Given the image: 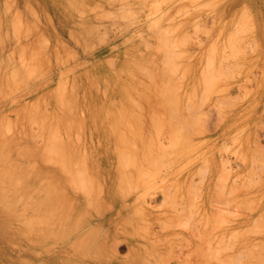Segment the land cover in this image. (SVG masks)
<instances>
[{
  "label": "rangeland",
  "instance_id": "rangeland-1",
  "mask_svg": "<svg viewBox=\"0 0 264 264\" xmlns=\"http://www.w3.org/2000/svg\"><path fill=\"white\" fill-rule=\"evenodd\" d=\"M263 113L264 0H0V264L43 263L44 257H40L41 251L35 247L36 227L29 221L33 219L30 218L33 202L37 196H47L52 183L57 186L63 184L61 187H65V192L56 186L63 190L62 195L65 196L68 190L72 197H79L74 198L80 203L75 199H72L74 203L70 201L73 205L77 203L75 209H81L79 206L88 197L90 201L92 196L97 197L95 195L110 199L107 203L112 205L105 211L106 218L111 217V220L98 229H101V234L113 236L114 239H105L107 241L122 240L117 256L121 257L120 260L128 255V241L145 244L146 239H155V242L161 239L159 243L153 242L156 258H165L170 254L183 264H264V253H261L262 259L258 257L262 262L257 257L258 260H249L247 255L246 260L235 258L239 251L237 246L242 241L239 242V231L245 226H255L253 222L254 225L251 222L247 225L246 220L247 217L251 220L257 208L253 204H260L261 198H264L260 195V191H264V185L261 187L264 182L259 181L260 175L264 177L263 166L262 169L259 167L261 173L256 170L258 177L252 170L258 169L255 168L256 163H252L255 160L248 162L255 158L261 161L259 166L264 165V159L259 158L264 151L259 150L255 155L252 153L255 150L251 152L254 133L261 132V128L264 130V122L261 121ZM248 142L252 143L249 145ZM253 147L255 149L256 145ZM258 152L262 153L259 155ZM122 153H127L124 154V161ZM243 153L246 156L252 153L250 156L255 157L249 156L250 159ZM62 156L67 163L62 162ZM241 156L245 157L247 164L244 158V163L240 164ZM242 165L247 168L244 170ZM95 166L98 167L95 169ZM249 166H252L251 169ZM75 167H79L76 172ZM66 169L73 171L67 172L66 176ZM247 169L255 174L252 178H260H255L258 184H254L259 194H251L254 189L251 192L250 187L253 186L249 187L251 193L246 192L245 185L253 183L252 179H246V174H249ZM243 170L247 173L239 175ZM80 172L83 177L77 175ZM73 173L78 178H75L79 182L78 193L77 183L71 176ZM234 177L239 180L238 184L249 183L240 186ZM220 178L222 181L219 183L224 181L221 187L215 185L219 184L215 179ZM231 178H234L236 185L233 184V189L237 192L231 191ZM189 180L193 182L188 186ZM203 184H209L205 187L206 192ZM198 185L202 186L201 190ZM87 186L91 189H88L89 194L84 193ZM165 187L167 191L162 189ZM71 188L77 194L71 192ZM174 190L178 194L173 193ZM144 191L145 194L142 193ZM161 191H171L172 195L165 193L166 197ZM69 196L63 198L68 200ZM170 196L174 200L183 196V200L177 198V203H169L173 199ZM242 196L247 198L248 205L251 202L247 201L255 196V200L252 199L255 203L251 205L252 209L255 208L253 211L251 208L249 211L248 208L242 209L244 200L238 210ZM164 197L169 198L166 200ZM233 197L235 199L232 200ZM220 198L227 201L226 205L230 201V205L227 207L224 202L220 203ZM188 199L192 204L190 208ZM92 202L88 203L94 205ZM98 202L95 204L98 206L97 213L100 208ZM84 204V208L91 209ZM68 205L64 207L68 209ZM177 205L182 206L180 210ZM183 205L188 207L184 206L189 209L184 212L189 215L182 212ZM217 206L225 208L223 213ZM137 207L143 212L136 213ZM94 209L90 210V214H97ZM216 209L224 219L221 216L216 218L217 214L213 216ZM69 210L68 224L78 218V222L82 223L81 218L87 217L81 212L82 217L70 213V218ZM175 210H179L178 214ZM241 210L252 211L251 216L248 212L240 213ZM239 213L244 217H240ZM173 218L175 220H171ZM177 218L181 219L180 222ZM26 220H29L28 223ZM65 221L68 222L67 219ZM165 221L171 229H165ZM98 222L95 224L98 225ZM180 223L182 225H178ZM188 223L191 224L188 226ZM67 228L64 235L70 230L67 231ZM84 228L86 225L79 228V232L71 229L75 234L78 232V237L86 231L82 230ZM260 228L251 230L254 238L258 235L254 230L260 231ZM250 230L246 228V231ZM246 233L244 236L249 235L248 238H242V235L241 239L253 242L252 232ZM57 235H51V239H58ZM93 240L64 239V251L53 262L84 264L93 256L94 247H90ZM71 241L73 246L69 245ZM149 244L143 247H151ZM54 245H51L53 249L59 247V244ZM223 245L226 250H223ZM218 246L222 247V252ZM143 251L141 255H145ZM233 252L236 253L232 256ZM147 255L145 264L151 259L148 260L150 255ZM107 256L104 258H113L111 254ZM141 258L133 264H140ZM146 258L143 257L144 260Z\"/></svg>",
  "mask_w": 264,
  "mask_h": 264
},
{
  "label": "bare ground",
  "instance_id": "bare-ground-1",
  "mask_svg": "<svg viewBox=\"0 0 264 264\" xmlns=\"http://www.w3.org/2000/svg\"><path fill=\"white\" fill-rule=\"evenodd\" d=\"M113 1H115V0H113ZM69 5H70V4H69ZM70 7H71V6H70ZM72 7L74 8V6H72ZM75 11H76V10H75ZM259 114H260V113H259ZM263 114H264V113H263ZM261 115H262V114H261ZM259 116H260V115H259ZM261 117H262V116H261ZM263 117H264V116H263ZM263 117H262V118H263ZM259 118H260V117H259ZM260 120H261V119H260ZM261 121L264 122V119L261 120ZM259 131H260V129H259ZM257 132H258V131H257ZM254 135H255V141H252L254 144L251 146L253 149L250 148L249 150L252 149L251 152L255 150V153L252 152V153L255 155V154L257 153V151H259V150H260V151H264V130H262V128H261V132H258V133H256V134L254 133ZM254 135H253V136H254ZM179 136H180V135H179ZM181 137H182V136H181ZM177 138H178V137H177ZM248 138H249V137H248ZM180 139H181V138H180ZM252 139H253V138L251 137V140H252ZM253 140H254V139H253ZM249 142H250V141H249ZM249 142H248V144H249ZM252 142H251V143H252ZM251 143H250V144H251ZM250 144H249V145H250ZM255 145H256L257 150H256V148L254 149V147H253V146H255ZM66 146H67V145H66ZM245 146H247V144H246ZM245 146H243V147L245 148ZM249 147H250V146H248V148H249ZM65 148H67V147H65ZM244 148H243V149H244ZM68 149H69V147H68ZM68 149H66L67 152H68ZM51 150H52V149H51ZM51 150H49V153H50ZM54 150L56 151V149H54ZM70 150H72V149H70ZM244 150H246V149H244ZM63 151H64V150H63ZM247 151H248V150H247ZM247 151H246V152H247ZM60 152H61V150H60ZM64 152H65V151H64ZM64 152H63V153H64ZM69 152H70V151H69ZM71 152H72V151H71ZM140 152H141V151H140ZM241 152H242V151H241ZM248 152H249V151H248ZM248 152H247V153H248ZM239 153H240V152H239ZM244 153H245V152H244ZM244 153H243V155H244L245 157H249L250 154H252V153H250V154H247V153H246V154L248 155V156H246ZM260 153H262V152H260ZM260 153L258 152L259 155H260ZM46 154H47V153H46ZM55 154L57 155V153H55ZM66 154H67V153H66ZM71 154H73V152H72ZM122 154H123V153H122ZM122 154H121V155H122ZM124 154H127V153H124ZM124 154H123V156H122V157H123V159H122L123 161H124V157H125ZM262 154H263V155H262ZM262 154H261L262 157H261V156L259 157V155H258V157L261 158V159H262V158L264 159V153H262ZM50 155H51V154H50ZM143 155H144V154H143ZM240 155H241V154H240ZM254 155H251L252 157H251V156H250V157H251V158H254V157H255ZM70 156H71V155H70ZM137 156H138V155H137ZM139 156H140V155H139ZM244 156H241L242 159H241V157L239 158V160L241 159V161H242V162L240 161V164H243V163H244V162H243V158H244V161H246ZM253 156H254V157H253ZM256 156H257V155H256ZM58 157H59V156H58ZM60 157H61V156H60ZM62 157H63V156H62ZM79 157H80V156H79ZM141 157H142V154H141ZM148 157H149V156H148ZM250 157H249V158H250ZM47 158H48V156H47ZM63 158H64V157H63ZM63 158H62V159H63ZM81 158H82V157H81ZM119 158H120V157H119ZM126 158H128V157L126 156ZM251 158H250V159H251ZM59 159H60V158H59ZM65 159H66V158H64L63 161H62V160H60V161H62V162H66ZM71 159L73 160L72 157H71ZM74 159L77 160V158H74ZM78 159H79V158H78ZM130 159H131V158H130ZM146 159H147V158H146ZM263 159H262V161H263ZM68 160H69V159H68ZM68 160H67V161H68ZM76 160H74V161L76 162ZM80 160H81V159H80ZM127 160L129 161V159H126L125 161H127ZM141 160H142V159H141ZM252 160H253V161L255 160L254 162H252L253 164L256 163V164H255V168H256V167L258 168V169H254V168H252V170H254V173L256 172V170H257V172L260 171L259 167H261V169H262V166H263V169H264V165L259 166V165H260V162H261L259 159H255V158H254V159H251V160L248 161V162H251ZM258 160H259V162L257 163ZM72 162H73V161H72ZM72 162H71V163H72ZM75 162H74V163H75ZM77 162H78V161H77ZM121 162H122V161H121ZM66 163H67V162H66ZM66 163H65V164H66ZM71 163H70V164L68 163V164L71 165ZM74 163H72V164H74ZM94 163H95V162H94ZM94 163H93V164H94ZM96 163H97V162H96ZM129 163H131V162L129 161ZM129 163H128V164H129ZM147 163H148V162H147ZM156 163H157V162H156ZM252 163H251V164H252ZM75 164H76V163H75ZM80 164H82V163H80ZM85 164H86V163H85ZM90 164L92 165V163H90ZM119 164H120V163H119ZM119 164H118V165H119ZM132 164H133V162H132ZM152 164H153V163H152ZM246 164H247V161H246ZM257 164H258V165H257ZM263 164H264V161H263ZM63 165H64V164H63ZM69 165H68V166H69ZM77 165H78V164H77ZM82 165H83V164H82ZM124 165H125V164H124ZM126 165H127V163H126ZM126 165H125V166H126ZM248 165H249V163H248ZM68 166H66V167H68ZM71 166L73 167V165H71ZM93 166H94V165H93ZM134 166H135V164H134ZM239 166H240V165H239ZM242 166H243V165H242ZM79 167H80V166H79ZM79 167H75L74 170H75V169H79ZM86 167H87V166H84V168H86ZM97 167H98V166H95V169H96ZM131 167H132V166H131ZM136 167H137V166H136ZM138 167H139V166H138ZM243 167H244V166H243ZM251 167H252V166H249V169H251ZM62 168H63V166H62ZM64 168H65V167H64ZM139 168H140V167H139ZM141 168H142V167H141ZM241 168H242V167H241ZM246 168H247V166H246ZM246 168L244 167V170H245ZM67 169H68V168H67ZM67 169H66V176H67V172H70V171H68ZM72 169H73V168H72ZM98 169H99V168H98ZM63 170H64V169H63ZM93 170H94V169H93ZM127 170H128V169H127ZM138 170H139V169H138ZM244 170H243L242 172H239V175L242 174V173L246 174V173L248 172V173L250 174V173L253 172V171H251V170H250L251 172H249L248 169H247V170H248L247 172L244 171ZM258 170H259V171H258ZM72 171H73V170H72ZM72 171H71V172H72ZM87 171H88V170H87ZM90 171H92V170L90 169ZM94 171H95V170H94ZM97 171H99V170H97ZM139 171H140V170H139ZM139 171H138V172H139ZM63 172H64V171H63ZM71 172H70V173H71ZM74 172H76V170H75ZM111 172H112V171H111ZM257 172H256V173H257ZM83 173H84V172H83ZM98 173H99V172H98ZM130 173L133 174V172H130ZM256 173H255V174H256ZM260 173H261V171H260ZM263 173H264V172H263ZM63 174H64V173H63ZM73 174H74V173H73ZM73 174H72L71 176H74V181L77 183V185H76V184H75V185H76V187H78V189L76 190L77 193H78V190H79L78 183H79V182L76 181V179L78 180V178H76L77 176L75 177V174H74V175H73ZM79 174H80V175H79ZM132 174H131V175H132ZM249 174H246L249 178H248L246 175H243V176H244V178L247 177L246 179H248V180H249V179H252V180H250L251 182H253L252 185H251V183H249V182H247V183H249L250 185H248L247 183H244V182L242 183L243 185H242V184H238L237 181H239V180H236V178H235L236 176L234 177L235 180H236L235 182H237L238 185H240V186H244V184H247V185H245V186L248 187V188H247V187L245 188L246 190H248V191H246L247 193H248V192L251 193V192L253 191V189H254V187H255V186H254L255 182H256V184H258V183H257V180L255 181V178H258V177H259L258 173H257V176H258V177H255V178H252V177L255 176V174L252 173L253 176L250 174V175H251V178H250V175H249ZM68 175H69V174H68ZM77 175L83 177V174H81V172H80V173H77ZM122 175H124V174H122ZM131 175H130V176H131ZM133 175H134V174H133ZM263 175H264V174H262V176H263ZM91 176H92V175H91ZM243 176H242V178H243ZM95 177H98V176H95ZM122 177H124V176H122ZM125 177H126V175H125ZM134 177H135V175H134ZM134 177H133V178H134ZM219 177H223V176H219ZM237 177H239V176H237ZM66 178H67V177H66ZM68 178H70V177H68ZM68 178H67V179H68ZM75 178H76V179H75ZM91 178H92V177H91ZM98 178H99V177H98ZM138 178H139V176H138ZM138 178H136V179L138 180ZM216 178H218V177H216ZM227 178L229 179V177H227ZM234 178H231V179H233V181L231 180V182H229V183H230L229 185H230V186H233V187H230V188H231V191L235 190V191L237 192L236 189H233V188L235 187V186L233 185V184H235V182H234ZM242 178L240 177V180H241ZM260 178H261V179H260ZM260 178H258V180L260 179L259 181H260L261 183H263L264 181H262V179L264 180V177L262 178L261 175H260ZM50 179H51V178H50ZM80 179H81V177H80ZM80 179H79V180H80ZM103 179H104V176H103ZM108 179H109V178H108ZM124 179H125V178H124ZM134 179H135V178H134ZM134 179H133V180H134ZM218 179H219V178H218ZM218 179H215V180H217V182H218V181H219V182L222 181L221 178H220V180H218ZM47 180H48V179H47ZM57 180H58V179H57ZM65 180H66V179H65ZM69 180H70V179H69ZM97 180H99V179H97ZM186 180H187V179H186ZM186 180H185V181H186ZM190 180H191V179H190ZM190 180H189V182H188V186H189V184L191 185V182L195 181V179H194V180L192 179L193 181H190ZM204 180H205V179H204ZM204 180H203V182H204ZM223 180H225V177L223 178ZM226 180H227V179H226ZM243 180H244V179H243ZM248 180H247V181H248ZM253 180H254V181H253ZM66 181H67V180H66ZM71 181H72V179H71ZM94 181H95V180H94ZM127 181H128V180H127ZM135 181H136V180H135ZM140 181H141V180H140ZM148 181H150V179H148ZM196 181H197V180H196ZM199 181H200V180H198V182H199ZM208 181H209V178H208ZM211 181H212V180H211ZM211 181H210V182H211ZM227 181H228V180H227ZM229 181H230V179H229ZM244 181L246 182V180H244ZM58 182H60V181H58ZM96 182H98V181H96ZM132 182H133V181H132ZM136 182H138V181H136ZM142 182H143V181H142ZM166 182H167V181H166ZM203 182L201 181L200 183L202 184ZM212 182H213V181H212ZM215 182H216V181H215ZM215 182H214V183H215ZM219 182H218V183H219ZM223 182H224V181H223ZM223 182H221V183H219V184L215 183V185L221 187V185L223 184ZM232 182H233V183H232ZM34 183H35V182H34ZM48 183H49V182H48ZM90 183H91V186H92L93 180H92ZM94 183H95V182H94ZM127 183L129 184V182H127ZM144 183H145V182H144ZM175 183H176V182H175ZM184 183H185V182H183V186H184ZM196 183H197V182H196ZM196 183H195V184H196ZM205 183H207V181H206ZM231 183H232V185H231ZM59 184H60V183H59ZM67 184H68V183H67ZM67 184L65 185L66 187H67ZM69 184H72V183H70V181H69ZM140 184H141V183H140ZM142 184H143V183H142ZM164 184H165V183H164ZM212 184H213V183H212ZM212 184H211V185H212ZM220 184H221V185H220ZM256 184H255V185H256ZM34 185H35V184H34ZM53 185H54V188H53ZM62 185H63V184H62ZM62 185H60V186L58 185V186L61 187ZM94 185H97V183H95ZM94 185H93V187H94ZM100 185H101V184H100ZM148 185H149V184H148ZM152 185H154V184H152ZM160 185H161V184H160ZM162 185H163V184H162ZM203 185H204V191H205V187H207V185H209V184H207V185L203 184ZM215 185L213 184V186H215ZM225 185H226V184L224 183L223 187H224ZM235 185H236V184H235ZM262 185H264V183L261 184V187H262ZM35 186H36V185H35ZM49 186H50V184H49ZM56 186H57V185H55V184L52 183L51 188H49L50 192L47 191V192H48V193H47L48 195L46 194L47 196H44L45 198H44V197H41V198H43L42 200H40L41 198H38V196H37L36 199L34 198V199H35V202H33L34 204H33V206H32V212H31L32 214L30 215V216H32V217H30V218H31V219L33 218L32 220H34V221L30 220V218H29L30 221H29V220H26L27 223H28V221H29L30 223L33 222V224H34L35 227H36V229H35V230H36V232H35V233H36V236L34 237V238H35V239H34V240H35V247H36L37 250H39V252H40V251L42 252V253H41V252L39 253V254L41 255V256L39 255L40 257H42V256L44 257V260H43V263H42V264H55V262H53V260H55L54 258L58 257V255L60 256V254L64 251V250H63V245L65 244L64 239H71V238H74V239H75V238H76V239H86V238H88V239H94V240L91 242V245H90V247H94V248H93V251H94V252H93V256L90 257V259H87L86 261H84V264H133V263H135V262L140 261V256L142 257V258H141L142 261L139 262V263H140V264H145L144 262H147V258L145 257V255H147V253H149V252H150V253H149L150 256H149V255H147V256H149L148 260L151 258V259H150L151 261L149 260L147 264H175V261H177V264H183V263H182L183 261L175 260V259L173 258V255H170V254H168V256L165 257V258L162 257V256H160V257H158V258H156L157 256L155 257V255H154L155 243H156V242L159 243V240H161V239H156V242L154 241L155 239H146V241H145V239H143L146 243H148V244L150 243L149 245H151V247L148 245V246H149V248L147 247L148 249H147V248H144V247H146V245H145L146 243H145V244H143V243L139 244V242H136V243H138V244H136V243H131V242L128 241V255L125 256V258L123 257V258H124L123 260H120L121 257L118 258L117 256H118V253H119V252H118V250H119V248H120L119 246L121 245L122 240H118V239H116L117 241H116V240L107 241V240H105V239H114L113 236H112L111 234H107V233H102V234H101V233H100L101 229H98V228H100V227H103V226L107 225V223L110 222V220H111V219H110L111 217H110L109 219L106 218V212H107V211H105L106 208H109L108 206L112 205V203H111V204L107 203L110 199L107 200L105 197H103V195H99L100 198H99V202H98V199H97V198H98L99 196H98V195H95V196H97V197L94 198V196H92V197H91V200L93 201V199H95V201H96V199H97V201H96V202H95V201L92 202V201H90V199H89V197H88L89 195H88V196H85V195H86V194H85L84 196H85V197H88V200L84 197V198H85V201H84V202H85L86 206H88V208L94 209V207H95L94 212H96V210L98 209V208H97L98 206L96 207L95 204H97V202L99 203V206H100L99 211H98V213L96 212L97 214L94 215V214H90V210H91V209L88 210L87 208H84V207H83V203H84L83 201H82L83 203L81 204L82 206H79L80 208H81V207H82V208H81V209H77V208L75 209V205H77V203H80V202H78V199H75V198H79V197H76V196H74L75 198L72 197V196L68 193V190L66 191L65 196H64V195H62V194H63V190H62V189H64L65 187L63 186L64 188L61 187L62 189H61V188H60V189H57L58 186H57V187H56ZM68 186H69V185H68ZM83 186H86V185H83ZM88 186L90 187V184H88ZM88 186H87V189L85 188L84 193H85V192L87 193V192H89V191L91 190V189H89ZM124 186H126V185H124ZM130 186H131V185H130ZM135 186H136V185H135ZM150 186H151V185H150ZM167 186H168V185H167ZM167 186H166V187H167ZM172 186H173V185H170L169 187H172ZM198 186H199V185H198ZM200 186H201V185H200ZM200 186H199V188H200ZM250 186H253V187H250ZM256 186H257V185H256ZM70 187H72V186H70ZM73 187H75V186H73ZM95 187H96V186H95ZM98 187H99V184H98ZM140 187H141V186H140ZM148 187H149V186H148ZM154 187H155V186H154ZM159 187H160V186H159ZM166 187H165V188H162V189H166ZM176 187H178V184H177ZM176 187H175L174 189H176ZM225 187H227V186H225ZM225 187H224V188H225ZM236 187H237V186H236ZM238 187H239V186H238ZM249 187L252 188V190H251ZM34 188H35V187H34ZM34 188H32V189L34 190ZM44 188H45V187H44ZM44 188H43V189H44ZM47 188H48V186H47ZM52 188H53V189H52ZM80 188H81V187H80ZM82 188H83V187H82ZM90 188H91V187H90ZM96 188H97V187H96ZM100 188H101V187H100ZM128 188H130V187L128 186ZM145 188H146V187H145ZM157 188H158V187H157ZM181 188H182V187H181ZM199 188H198V190H199ZM201 188H202V186H201ZM201 188H200V190H201ZM212 188H213V187H212ZM212 188H211V190H212ZM255 188H256V187H255ZM263 188H264V186H263ZM56 189H57V190H60L62 193H61V194H59L60 192L57 193V190H56ZM73 189H74V188H73ZM88 189H89V191H88ZM94 189H95V188H94ZM101 189H103V188H101ZM101 189H96V190L100 191ZM124 189H125V187H124ZM135 189L137 190V188H135ZM218 189H219V188L217 187V190H218ZM225 189H226V188H225ZM242 189H243V188H242ZM256 189H257V188H256ZM261 189H262V188H261ZM261 189H259L258 191H260ZM35 190H36V189H35ZM69 190H70V189H69ZM71 190H72V188H71ZM71 190H70V191H71ZM74 190H75V189H74ZM86 190H87V191H86ZM125 190H127V188H126ZM129 190H130V189H129ZM136 190H135V192H137L138 190H140V188H139L137 191H136ZM145 190H146V189H145ZM169 190H170V189H169ZM171 190H172V189H171ZM176 190H177V192H180V191H178V189H176ZM181 190H182V189H181ZM200 190H199V191H200ZM213 190H214V189H213ZM217 190H216V191H217ZM249 190H251V192H250ZM20 191H21V190H20ZM94 191H95V190H94ZM98 191H97V192H98ZM123 191H124V190H123ZM131 191H132V190H131ZM148 191H149V190H148ZM154 191H155V190H154ZM163 191H165V190H163ZM166 191H167V189H166ZM202 191H203V189H202ZM208 191H209V193H210V190H208ZM220 191L222 192V189H220ZM220 191H219V192H220ZM228 191H229V192H228ZM235 191L232 192V193H234L235 195L238 196L239 193L236 194ZM33 192H35V191H33ZM64 192H65V189H64ZM71 192H73V190H72ZM81 192H83V191L81 190ZM92 192H93V189H92ZM92 192H91V193H92ZM101 192H102V191H101ZM149 192H150V191H149ZM149 192H147V194H148ZM161 192H162V191H161ZM170 192H171V191H170ZM170 192H169V193L167 192V193H168L169 195H172V193L170 194ZM177 192L174 190L173 193H177ZM205 192H206V191H205ZM213 192H214V191H213ZM221 192H220V193H221ZM226 192L231 193L230 190H227ZM238 192H239V190H238ZM243 192H244V190H243ZM253 192H254V193H253ZM253 192H252L251 194H255V193L257 192V190L255 191V189H254ZM260 192L263 193V194L260 193V195H262V197H263V195H264V191L262 192V190H261ZM43 193H44V190H43ZM73 193H74V194H77V193H75V192H73ZM79 193H80V192H79ZM95 193H96V192H95ZM125 193H126V192H125ZM142 193L145 194V191L142 192ZM158 193H159V192H158ZM162 193L165 194L166 192H162ZM167 193H166V194H167ZM198 193H199V192L196 191V194H198ZM200 193H201V192H200ZM200 193H199V194H200ZM202 193H203V192H202ZM209 193H208V194H209ZM214 193H215V192H214ZM232 193H231V194H232ZM247 193H245V197H247V196H246ZM40 194H41V192H40ZM66 194H69L70 196H69V195H67V196H69V197H71V198L68 197V200H67V198H66V200H65L64 198L67 197ZM87 194H89V193H87ZM108 194H109V193H108ZM108 194H107V195H108ZM127 194H129V193H127ZM164 194H162V195L164 196ZM166 194H165V196L167 197ZM177 194H178V193H177ZM211 194H212V192H211ZM221 194H224V192L221 193ZM257 194H259V193L257 192ZM37 195H38V193H37ZM42 195H43V194H42ZM81 195H82V193H81ZM81 195H80V196H81ZM91 195H93V194H91ZM91 195H90V196H91ZM137 195H138V194H137ZM140 195H141V193H140ZM150 195H151V193H150ZM154 195H157V194H154ZM175 195H176V194H175ZM175 195H173V196H175ZM200 195H201V194H200ZM215 195H216V193H215ZM229 195H230V194H229ZM235 195H233V196H235ZM239 195H240V194H239ZM249 195H250V194H248V196H249ZM260 195L258 196V198L261 197ZM126 196H127V195H126ZM135 196H136V195H135ZM146 196H147V195H146ZM173 196H172V197L170 196V198H173V199L169 200V203H170V201H172V202H173V201L176 202L175 200H176L177 198H179V197H177V198H175V200H174V197H173ZM202 196H203V195H202ZM206 196H207V195H206ZM218 196H219V193H218ZM218 196H217L216 198H218ZM221 196H223V195H221ZM231 196H232V195H231ZM231 196H230V199H231ZM34 197H36V196H34ZM61 197H62V198H61ZM63 197H64V198H63ZM124 197H125V194H124ZM137 197H138V196H137ZM141 197H142V195H141ZM141 197L139 196V198H141ZM144 197H145V196L143 195V198H144ZM166 197H164V198L167 200L169 197H168V198H166ZM182 197H183V196H182ZM182 197H181V198H182ZM245 197H244V198H245ZM251 197H253V196H251ZM251 197H250V198H251ZM31 198H33V197L31 196ZM109 198H110V197H109ZM164 198H162L163 201H166V200H164ZM181 198H179V199L181 200ZM212 198H213V197H212ZM226 198H227V196H226ZM242 198H243V196H242ZM244 198L241 199L242 203H240L241 201H239V205H237V207H240V208H238V210L241 209V206H242V204H243V200H244V204L246 203V199H247V198H245V199H244ZM253 198H255V196H254ZM253 198H251L250 201H247L248 203L251 202V203L249 204L250 206H249L247 203H246L245 205H248V206H245V205L243 204V206H242V209H243V210H245L246 208H248V211L250 210V208L252 209L251 205H252L253 203H255V202L252 201ZM256 198H257V197H256ZM34 199H33V201H34ZM72 199H75V200H76L77 203H75V205L72 204V203H74V201H73ZM122 199H124V198L122 197ZM125 199H126V198H125ZM125 199H124V200H125ZM134 199H135V197H134ZM152 199H153V198H152ZM210 199H211V197H210ZM227 199L229 200V197H228ZM233 199H235V198L233 197L232 200H233ZM238 199H239V198H238ZM261 199H262V201H261V203L259 202L260 204H257L258 206L255 205V204H253V205L256 206L257 208H256V210H254V211H253V209H255V208L252 209V211H253V215H252V216L250 215V212H252V211H250V212L247 211V212L249 213L248 216L250 215V216L252 217V218L250 217L251 220H249L248 217L246 216V217H247V220H246V219H245V220L247 221L248 224H247V223H244L245 221H244V222L242 221L244 224H247V225H249L250 222H251V223L253 222V223L255 224V226H252V225L249 226V227H248V226H245V228H241L242 230L239 228V229L241 230V231H239L240 236L243 235L242 238L246 237V236H247L246 234H249V233H251V232H252V234H253V231H251V230L256 229V227H259V228H260V227H262V226L264 225V198H261ZM62 200H63V201H62ZM71 200H72V201H71ZM82 200H84V199H82ZM86 200H87L89 203H91V202H92V204L94 203V205L89 204ZM124 200H122V201H124ZM145 200H146V199H145ZM182 200H183V198H182ZM218 200H219V199H217V202H218ZM221 200H222V199L220 198V203H221V202H224V204L226 205V202H227V201H224V200L221 201ZM236 200H237V198H236ZM236 200H234V201H236ZM239 200H240V199H239ZM248 200H249V199H248ZM253 200H255V199H253ZM258 200L260 201V199H258ZM31 201H32V200H31ZM61 201H62V202H61ZM66 201H68V203L71 205V207H72V205H73V207H72V211H73V212L70 211L71 209L69 210V208H71V207H70V205H68V203H67ZM70 201H71L72 203H70ZM132 201H134V200H132ZM132 201H131V202H132ZM135 201H136V200H135ZM137 201H138V200H137ZM65 202H66L67 204H66ZM166 202L168 203V201H166ZM178 202H179V201H178ZM187 202H189V199H188ZM87 203H88V204H87ZM164 203H165V202H164ZM176 203H177V202H176ZM180 203H181V202H180ZM189 203H190V202H189ZM218 203H219V202H218ZM220 203H219V204H220ZM228 203H230V201H229ZM228 203H227V205L229 206L230 204H228ZM30 204H31V202H30ZM63 204H64V205H63ZM85 204H84V205H85ZM123 204H124V203H123ZM123 204H121V205H123ZM127 204H128V202H127ZM127 204H126V206H129V205H130V203H129V205H127ZM132 204H133V203H132ZM165 204H166V203H165ZM172 204H173V203H172ZM183 204H185L184 201H183ZM224 204H222L223 207H225ZM67 205L69 206L68 209L66 208ZM89 205H91V206H89ZM135 205H136V204H135ZM140 205H141V204H139L138 206L140 207ZM167 205H168V204H167ZM180 205H182V203H181ZM180 205H177V206H180ZM190 205H192V204L190 203V204L188 205V207H189ZM202 205H203V204H202ZM217 205H218V204H217ZM227 205H226V206H227ZM253 205H252V206H253ZM64 206H66V207H64ZM124 206H125V205H124ZM172 206H173V205H172ZM174 206H175V205H174ZM184 206H185V205H183V207H184ZM220 206H221V205H220ZM228 206H227V207H228ZM244 206H245V208H243ZM79 207H78V208H79ZM121 207H122V206H121ZM142 207H143V206H142ZM165 207H166V206H165ZM181 207H182V206H180L179 210L181 209ZM185 207H186V206H185ZM185 207H184V209H182V210H183L182 212H184V210H189V209H185ZM188 207H186V208H188ZM196 207H197V206H196ZM211 207H212V206H211ZM217 207H218V206H217ZM227 207H226V209H227ZM237 207H236V205H235V208H237ZM73 208H74V210H73ZM83 208H84V209H83ZM124 208H125V207H124ZM126 208H127V207H126ZM189 208H190V207H189ZM193 208H194V207H193ZM193 208H192V209H193ZM231 208H233V207H231ZM235 208H233V209H235ZM58 209H59V212H58ZM65 209L69 210V214H70V213H74V215L77 214L76 216L80 215V217H82V216H86L85 214H87V217H83V218H81V219L83 220L82 223H81V222H78V221H80L79 218H78L79 216L77 217L78 219H76L77 221L74 219V220H75L74 223L77 222V223L75 224L76 227H77V228H76L75 225H74V223H73V221H70L71 223L68 224V223H69V219H68L69 217H68V215H67V214H68V213H67L68 211L65 210ZM82 209H83V210H82ZM110 209H112V207H111ZM110 209H107V210L109 211ZM122 209H123V208H122ZM136 209H137L136 213H137V212H141V211L138 209V207H137ZM143 209H144V208H143ZM143 209H142V210H143ZM164 209H165V208H164ZM175 209H176V208H175ZM194 209H197V210H198V208H194ZM214 209H215V207H214ZM221 209H222V207H218V210H219V211H220ZM223 209H225V208H223ZM223 209H222V213H223ZM76 210H79L80 213H79L78 211H76ZM85 210H86V211H85ZM87 210H88V211H87ZM133 210H134V209H133ZM138 210H139V211H138ZM166 210H167V207H166ZM179 210H178V211H179ZM218 210L216 209V213H215L213 216L216 217L215 215L217 214L218 217H216V218L220 219L219 216H221L222 213H221V214H219L220 212L217 213ZM231 210H232V209H231ZM231 210H230V211H231ZM243 210H241V211H243ZM246 210H247V209H246ZM104 211H105V212H104ZM134 211H135V210H134ZM134 211H133V212H134ZM172 211H173V210H172ZM175 211H176V210H175ZM178 211H176V213H177ZM191 211H192V210H191ZM212 211L215 212V210H213V209H212ZM212 211H211V212H212ZM241 211H240V213H244V212H245V211H243V212H241ZM57 212H58V213L61 212V213L58 214ZM65 212H66V213H65ZM75 212H77V213H75ZM81 212H82V214H83L82 216H81ZM83 212H84V213H83ZM142 212H143V211H142ZM142 212H141V213H142ZM165 212H166V211H165ZM170 212H171V210H170ZM187 212H188V211H187ZM193 212L195 213L196 210L193 211ZM193 212H191V215H192V216L194 215V214H192ZM198 212H199V211H198ZM214 212H213V213H214ZM247 212H245V214H247ZM88 213H89V214H88ZM102 213H103V214H102ZM172 213H173V212H172ZM205 213H206V212H205ZM224 213H225V210H224ZM240 213H239V215H240V217H242L243 215L241 216ZM173 214H174V213H173ZM177 214H178V213H177ZM177 214H174V215H177ZM181 214L183 215V213H181ZM181 214H180V216H181ZM184 214H185V215H186V214L189 215L190 213H186V212H184ZM210 214H211V213H210ZM99 215H102V216L100 217ZM167 215H168V217H169V215H171V214L169 213V214H167ZM65 216H66V218H65ZM69 216H70V218H71L72 214H70ZM76 216H73V218L76 217ZM194 216H195V215H194ZM144 217H145V216H144ZM168 217H166V219H167ZM170 217H172V216H170ZM177 217H178V215H177ZM182 217H183V216H182ZM182 217H181V219H182ZM185 217H186V216H185ZM204 217H205V216H204ZM206 217H207V214H206ZM240 217H239V218H240ZM243 217H244V216H243ZM246 217H245V218H246ZM187 218H188V216H187ZM193 218H194V217H193ZM221 218L224 219L225 217L223 218V216H221ZM65 219H67V221H68L67 223H66ZM84 219H85V220H84ZM177 219H178V218H177ZM177 219H176V221H177ZM181 219L179 218L177 222H180L179 220H181ZM188 219H189V218H188ZM241 219H242V218H241ZM98 220L100 221V223L98 222L99 224L96 225L95 223H96V221H98ZM161 220H162V219H161ZM161 220H159V221H161ZM167 220H169V218H168ZM171 220H175V219L173 218V219H171ZM184 220H185V219H184ZM189 220H191V218H190ZM221 221H222V220H221ZM239 221H240V220H239ZM64 222H65V227H64ZM84 222H85V224H84ZM162 222H164V220H162ZM165 222H166V221H165ZM168 222H169V221H168ZM170 222H172V221H170ZM177 222L175 223L176 225H177ZM186 222H187V219H186V221H184V223H186ZM242 222H241V223H242ZM30 223H29V224H30ZM172 223L174 224V222H172ZM182 223H183V222H182ZM182 223H180V224H178V225H182ZM184 223H183V224H184ZM239 223H240V222H239ZM241 223H240V224H241ZM253 223H252V224H253ZM24 224H25V222H24ZM66 224H67L69 227H70V225H71V227L69 228V227L67 226V227H68V228H67V227H66ZM77 224H79V225H78L79 227L77 226ZM82 224L86 225V228H87V227H89V228H88V229H86V228L82 229L83 231H84V230H86V231H84L83 233H81V235H79V236L77 235L78 237H76V234L79 232L78 229L84 227V225L82 226ZM150 224H151V223H150ZM162 224H163V223H162ZM189 224H191V223H188V226H189ZM254 224H253V225H254ZM259 224H260V225H259ZM34 225H33V227H34ZM61 225H62L63 227H62ZM80 225H81V226H80ZM165 225H166V226H165L166 228H165V227H163V228H165V229L168 230V228H170V227H167V226H169L168 223L166 222ZM184 225H185V224H184ZM198 225H199V224H198ZM242 225H243V224H242ZM242 225H240V227H241ZM258 225H259V226H258ZM30 226H32V225H30ZM57 226H58V228H57ZM73 226H74V227H73ZM162 226H164V225H162ZM170 226L172 227L173 225L171 224ZM174 226H175V225H174ZM237 226H238V225H237ZM186 227H187V226H186ZM242 227H244V226H242ZM250 227H252L251 230H250ZM61 228H62V229H61ZM64 228H65V230H63ZM66 228H67V231H68V229H70V230H69L68 232H66V234L64 235V232L66 231ZM71 228H73L74 230H77L78 232L76 231L77 233L75 234L74 230L72 231ZM75 228H76V229H75ZM163 228H162V230H163ZM217 228H218V227H217ZM221 228H222V227H221ZM246 228H247L248 230H250V232L246 231ZM263 228H264V226H263ZM263 228H262V229H263ZM28 229H31V228H28ZM33 229H34V228H33ZM55 229H56V233H55ZM58 229H59V230H58ZM159 229H160V227H159ZM170 229H171V228H170ZM260 229H261V228H260ZM262 229H261L260 231H256L257 229L254 230L255 235H256V232H258V233H257L258 235H256V236H257L256 238L253 237L254 234L252 235V237L250 236L251 239L254 238V239H252V240H254L253 242L249 239L250 243H247V240H248V239H246V238H248L249 235H248L245 239H241V237L239 236V242H240L241 240H242L243 242H242V241H241L240 243L238 242V243H239V246H237V247H239V251H238V253L235 252L236 254H238V255H235L236 257L234 256L235 258H237V259L239 258L240 261H241L242 258L245 259V260H246V258H248L249 260H250V259H256V260H258L259 258L262 259L261 256H263V254H261V253H264V248H263L264 246H262L264 242H263V241L259 242L261 239L264 240V230H262ZM62 230H63V231H62ZM82 230H81V231H82ZM99 230H100V231H99ZM30 231H32V230H30ZM81 231H80V232H81ZM98 231H99V232H98ZM145 231H146V232H150V231H148V230H146V229H145ZM244 231H246L247 233L244 232ZM58 232H59V233L61 232V233L59 234ZM62 232H63V235H62ZM153 232H154V231H153ZM240 232H241V233H240ZM243 232L246 233V234H245L246 236H244V233H243ZM28 233H29V232H28ZM242 233H243V234H242ZM56 234L60 235V236L57 235L56 238H58V239H51L52 236L54 235V237H55ZM139 234H140V233H139ZM145 234L148 235V233H145ZM51 235H52V236H51ZM61 235L63 236V238H62ZM137 235H138V234H137ZM137 235H136V236H137ZM140 235H142V234H140ZM140 235H139V236H140ZM153 235H155V234H153ZM33 236H34V235H33ZM50 236H51V237H50ZM64 236H65V237H64ZM67 236H68V238H67ZM133 236H134V235H133ZM148 236H149V235H148ZM150 236H152V234H151ZM49 237H50V238H49ZM59 237H60V238H59ZM70 237H71V238H70ZM154 237H155V236H154ZM143 238H144V237H143ZM145 238H146V237H145ZM147 238H148V237H147ZM256 239H257V240L260 239V240H258V242L256 243V241H257ZM141 240H142V239H141ZM171 240H172V239H171ZM214 240H215V239H214ZM219 240L222 241V242L225 241V240H223V239H219ZM219 240H218L217 245L220 244V243H219V242H220ZM244 240H246V241H244ZM30 241H31V240H30ZM147 241H148V242H147ZM216 241H217V240H216ZM226 241H227V240H226ZM249 241H248V242H249ZM32 242H33V241H32ZM50 242H52L53 245L56 244V246L59 244V245H58L59 247L56 248V249H53V247H51L52 244H51ZM53 242H54V243H53ZM134 242H135V241H134ZM153 242H155V243H153ZM208 242H209V241H207V243H208ZM222 242H221V243H222ZM245 242H246V243H245ZM251 242H252V243H251ZM225 243H227V242H224V243H222V244H225ZM236 243H237V242H236ZM238 243H237V244H238ZM208 244L211 245V242H209ZM214 244H215V243H214ZM234 244H235V243H234ZM237 244H236V245H237ZM259 244H260V245H259ZM261 244H262V245H261ZM32 245H33V244H32ZM69 245H70V246H73V241H71V243H70ZM143 245H145V246L143 247ZM217 245H216V247H217ZM54 246H55V245H54ZM221 246H222V245H221ZM224 246H225V245H223V250H226V249H224ZM229 246H231V245H229ZM229 246H228V247H229ZM232 246H233V244H232ZM232 246H231V247H232ZM209 247H211V246H209ZM212 247H213V246H212ZM219 247H220V246H218V250H220V251L222 252V247H220L221 249H220ZM228 247L226 246L225 248H228ZM235 247H236V246H235ZM257 247H258V248H257ZM260 247L263 249V251H262V249H259ZM66 248H67V247H66ZM229 248H230V247H229ZM250 248H251V249H250ZM71 249H73V247H71ZM143 249H145V250L148 251V252H145V250L143 251ZM210 249H211V248H210ZM55 250H56V251H55ZM214 250H215V248H214ZM237 250H238V248H237L235 251H237ZM141 251H143V253H144L145 255H143V254L141 255ZM167 251H168V250H167ZM220 251H219V252H220ZM232 251H234V246H233ZM67 252H68V251H67ZM67 252H66V253H67ZM219 252H218V253H219ZM66 253H65V254H66ZM167 253H168V252H167ZM235 253L233 252L232 256H233ZM107 254H108L107 258L110 256V254L113 255V258H112V259H110V258L105 259L104 256H106ZM139 255H140V256H139ZM229 255L231 256L230 253H229ZM245 255H247V256H249V257H251V255H252V256H254V257L249 258V257L246 256V258H245ZM64 256H65V255H64ZM238 256H240V257H238ZM243 256H244V257H243ZM132 257H133L134 259H133ZM143 257L146 258V259H145L146 261L143 259ZM255 257H257V258L259 257V258L257 259V258H255ZM263 257H264V256H263ZM36 258H37V257H36ZM116 258H117V259H116ZM131 258H132V259H131ZM42 259H43V258H42ZM57 259H58V258H57ZM109 259H110V260H109ZM233 259H234V258H232V261H233ZM237 259H235V260H237ZM260 259H259V261L262 262ZM36 260H38V259H36ZM40 260H41V259H40ZM239 260H238V262H239ZM259 261H258V262H259ZM263 261H264V260H263ZM243 262H245V261H243ZM248 262L250 263L251 261H248ZM57 263H58V264H61V261L59 260V261H57ZM254 263H256V262H253V264H254ZM235 264H236V263H235ZM237 264H238V263H237ZM242 264H243V263H242ZM245 264H246V263H245Z\"/></svg>",
  "mask_w": 264,
  "mask_h": 264
}]
</instances>
